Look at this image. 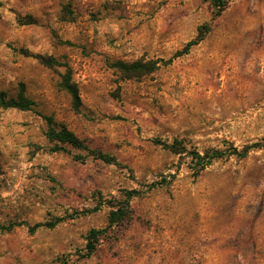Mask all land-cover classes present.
I'll use <instances>...</instances> for the list:
<instances>
[{
    "label": "rangeland",
    "instance_id": "374dc122",
    "mask_svg": "<svg viewBox=\"0 0 264 264\" xmlns=\"http://www.w3.org/2000/svg\"><path fill=\"white\" fill-rule=\"evenodd\" d=\"M215 11L211 0H0V92L23 84L34 102L0 108V225L16 224L0 229V264H264V147L200 170L163 145L264 142V0ZM35 55L70 67L78 111L58 85L65 68ZM138 59L159 66L139 78L111 66ZM47 116L118 164L52 151ZM131 189L142 191L131 217L83 257L88 231Z\"/></svg>",
    "mask_w": 264,
    "mask_h": 264
},
{
    "label": "trees",
    "instance_id": "16d2710c",
    "mask_svg": "<svg viewBox=\"0 0 264 264\" xmlns=\"http://www.w3.org/2000/svg\"><path fill=\"white\" fill-rule=\"evenodd\" d=\"M226 0H211V4L216 9L215 13L220 14L225 6ZM206 31V30H205ZM205 31H200V34L193 40L189 41L183 49L179 52V55H183L189 52L190 48L196 45L200 40L203 39ZM35 57L45 66L53 68L55 66H63L65 68L64 72L61 73L58 85L64 90L70 98L71 107L73 110L78 111L81 107L82 101L80 92L76 82L73 80V74L70 67L67 64H62L52 58H44L41 55H35ZM171 61V59L167 61H163V64H167ZM113 68H115L122 76L125 78H139L148 73L155 70L159 65L153 61H145L143 59H138L132 62H124L121 60H117L111 64ZM34 105V102L30 100L24 93L23 84L20 85L19 92L15 98H7L4 93L0 92V108H17L20 110H28L31 109ZM47 129L45 131V136L47 140L53 144L51 147L52 151L64 150L65 146H71L74 148H80L88 151L91 155L96 158L101 159L106 163L118 164L116 159L109 154L103 153L99 150L90 149L83 140L79 139L71 130H69L66 126L60 125L54 121L51 116L45 117ZM165 148L171 151L174 154H182L186 153L191 156L193 166L199 167V169L205 168L209 165L213 160L221 158L225 155L227 156H236L238 158H244L248 155V153L254 148L264 147L263 143H253L250 145H245L241 149L233 145H229L226 149L220 150L215 148H207L202 153L194 150H188L187 147L182 145L181 141L174 140L172 143L163 144ZM162 182H165L163 179ZM160 182H152L146 186L145 191L151 190L157 186H159ZM142 193V191L131 189L124 191V199L120 204V207L113 209L110 211L108 216V222L106 227L102 229H90L87 235V243H86V253L83 257H87L91 255L97 248V241L100 235L104 234L109 230L113 225H117L124 220H127L131 217L130 215V200L132 197L138 196ZM97 209L98 207H94ZM64 220V217H55L51 221L47 222H37L29 227L30 231H35L41 227L52 228L57 225L59 222ZM16 224H9L7 226L0 225L1 230H10Z\"/></svg>",
    "mask_w": 264,
    "mask_h": 264
}]
</instances>
